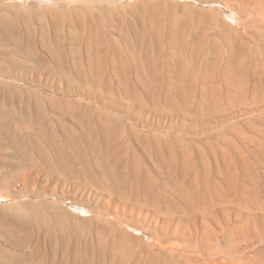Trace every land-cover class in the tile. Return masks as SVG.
Wrapping results in <instances>:
<instances>
[{"label": "rangeland", "instance_id": "1", "mask_svg": "<svg viewBox=\"0 0 264 264\" xmlns=\"http://www.w3.org/2000/svg\"><path fill=\"white\" fill-rule=\"evenodd\" d=\"M191 1L0 0L1 95L12 82L15 92L36 94L52 137L40 141L47 161L55 145L70 156L61 170L30 157L31 143L16 145L25 159L13 156L5 133L25 129L0 117V264H264V1L195 3L197 47H215L225 32L233 50L190 63L181 39L164 47L145 9ZM57 10L91 15L78 26L63 18L58 30L103 42L95 52L72 49L81 54L75 68L91 66L99 81L29 62L37 76L6 73L19 72L9 56L25 64L3 49L7 29L40 43L54 29L44 13ZM135 40L154 46L144 86L135 71L141 60L129 57L145 49ZM104 240L118 242V252L97 244Z\"/></svg>", "mask_w": 264, "mask_h": 264}, {"label": "bare ground", "instance_id": "2", "mask_svg": "<svg viewBox=\"0 0 264 264\" xmlns=\"http://www.w3.org/2000/svg\"><path fill=\"white\" fill-rule=\"evenodd\" d=\"M59 1V0H58ZM264 1V0H263ZM61 2V1H60ZM185 2V1H184ZM189 2V1H188ZM162 3V2H161ZM195 3H201V0H192L189 5H174V4H168L167 6L163 8L161 7V4H157L152 6V8H146L145 9V15L147 18H149V23L152 25L159 27L160 30L162 31V35L164 36V47H172L174 44L177 43L176 39H181L182 45L180 46L182 49L185 51V56L186 60H188L190 63L193 62H199L206 60L208 57V52L213 51V50H218V51H225V50H233L230 48L228 42L226 41L224 37V33L222 32V36L219 38V42L215 47L209 46L208 49L206 50L205 48H198L196 45V35L198 32L199 27L201 26L200 20H195L193 17L190 16L191 13L197 11L198 9L195 7ZM80 4V3H79ZM83 4V3H82ZM164 4V2H163ZM92 5V4H90ZM80 6V5H79ZM78 6V7H79ZM85 6V5H84ZM61 7H64L61 5ZM81 7V6H80ZM88 7V6H87ZM92 7V6H91ZM95 6H93L94 8ZM182 7V8H181ZM76 8V7H74ZM73 8V9H74ZM101 8V7H100ZM99 8V9H100ZM181 8V10H180ZM46 9V7H45ZM65 9V8H64ZM87 8H83V10ZM89 10V9H88ZM46 11V10H45ZM93 11V10H92ZM167 12L166 15H164V12ZM169 13H172L171 15ZM173 15V16H172ZM212 15V14H211ZM91 16L88 12H83L81 10H73L70 13H64L61 12L60 10L57 11H47L44 13V18L49 19L51 24L53 23V30L54 32L50 33V31H46L41 34L43 37L41 39V42L32 44V42H25L24 38L22 36H19L17 34V31L13 30H8L7 29V35H5L4 40L5 43L2 45L7 52L10 54H18L21 55L24 59L23 65L19 64L18 58L14 56H9L6 60L9 64L15 65L13 68L16 69L17 74L13 72H8L9 76L15 78H20L22 81L25 79V77L32 75V76H37L38 71L34 70L32 66L29 68L27 67L28 62L30 64H35L36 66L43 64L46 68H49L48 71L51 70V72H55L56 67L59 69V74H61L63 77H82L85 74L89 76L90 81L97 82L99 79L103 78L102 76L96 77L94 75H91V71L93 70L91 66L88 67L86 72H80L75 68L76 67V62L75 60L81 55L77 52H74L73 45H78V46H83L87 50L95 52L97 49H99L102 45L103 42L99 41L98 39L95 38L93 34L88 36V39L83 41V39H75L73 36L72 37H67L63 35V33H60L59 29V23L62 21L64 18L66 22H70L71 19L74 20L75 25L78 26L79 23L87 22ZM21 18V17H20ZM17 19V18H16ZM214 19V17H213ZM17 20H15L16 23ZM83 21V22H82ZM4 23V22H3ZM256 23V22H255ZM10 24V23H8ZM4 23V25H8ZM3 26V25H2ZM10 28H12V25H9ZM220 26L222 28H227L225 26V23L220 21ZM1 28V27H0ZM9 28V29H10ZM14 28V27H13ZM12 28V29H13ZM6 29V28H5ZM49 29V28H48ZM3 30V29H1ZM40 30V29H39ZM82 32H85L84 29ZM179 33H181V37L179 36ZM38 37V36H37ZM3 38V36H2ZM69 40L70 47L68 46L65 48V41ZM134 45L133 47L136 48H145L141 49L142 53H138L139 51H136V54H130L129 57L132 60L134 65L136 64V60L140 59L142 63L143 69H139L138 65L136 68V74L139 77V81L145 85L146 75L147 73L151 72V70H144V67L146 66V63L150 62L153 60V50L154 46L149 43H145L143 41H133ZM145 43V44H144ZM85 44H88L89 46H85ZM144 44V46H143ZM207 45V43H205ZM37 46L41 47L42 49L45 50L44 54L39 53ZM140 46V47H138ZM125 47H127V44H125ZM176 49V48H173ZM196 50H199L200 53L196 52ZM101 59H103V55L101 53L97 54ZM130 59H127V62H130ZM126 60H124V63H127ZM81 63H78V65ZM70 65V66H69ZM69 66V68H68ZM67 67V68H66ZM72 67V68H71ZM125 67L130 73V70L133 72L132 68H129L126 64ZM2 70H0L1 72ZM5 71H2L4 74ZM50 73V72H49ZM1 74V73H0ZM8 75L6 77H8ZM43 75V74H41ZM4 76V75H3ZM1 77V75H0ZM5 77V78H6ZM9 78V77H8ZM48 78V77H47ZM93 79V80H92ZM121 82V80H119ZM11 82V81H10ZM14 84L9 85L7 88H9L8 94H2L0 92V117L4 118L5 120L10 121L11 123H21L22 128H24L25 132L21 133L23 131L18 130V126L16 128L13 127L12 133L8 135L9 133H5L6 139L8 141L9 139V147L12 149L14 155L18 158H23L25 159L26 155V149L24 147H18L16 145L24 143H31L32 148H33V153L30 157L37 158L38 162H45L46 165L49 166H55L58 170H61V166H63V162L67 160L70 156L66 153L62 154L60 157L61 152H67L68 150L66 149L65 145H58V146H53V148L50 149V155L53 157L52 161H47V155L44 153V151L41 148L40 141H50L52 137H48L45 135V131L42 128L41 120L43 118L42 111L38 104L35 102L33 103V99L36 94H32L31 96H26L22 91H14L13 88L16 87L17 89H21V87L16 86L19 82H12ZM11 84V83H10ZM4 85V84H3ZM7 84H5L6 86ZM4 86V88H5ZM1 90V89H0ZM23 90V89H22ZM145 92L147 88L144 89ZM5 91V90H4ZM6 93V92H5ZM38 94V93H37ZM56 103L58 106H61L60 101H54L50 100L49 103ZM68 108V106L66 107ZM21 114V119L17 117V115L20 116ZM9 122V123H10ZM11 123L9 125H11ZM8 125V127H9ZM2 124L0 125V127ZM8 127L6 129H8ZM19 127V128H21ZM6 129L3 131L6 132ZM8 131V130H7ZM2 135V134H1ZM67 143V138L63 139ZM8 145V144H7ZM48 145V144H46ZM17 148V149H16ZM27 156V155H26ZM25 157V158H24ZM85 170V168H84ZM10 236V235H9ZM62 238V237H59ZM14 242V241H13ZM18 244L21 246V243H14ZM97 244H104L105 248H108V246L113 249V251L118 252L116 250V246L118 245V242L116 241H98ZM1 251V250H0ZM2 252V251H1ZM0 252V253H1ZM37 253V252H36ZM39 253V252H38ZM37 253L38 256H40ZM107 256V253H105ZM2 256V255H1ZM121 256H124L121 254ZM126 256V255H125ZM38 257L36 256V259ZM126 257H124L122 260V264L125 263ZM14 260V259H13ZM117 260H120V258H117ZM94 264V263H93ZM106 264H112V262H107Z\"/></svg>", "mask_w": 264, "mask_h": 264}]
</instances>
